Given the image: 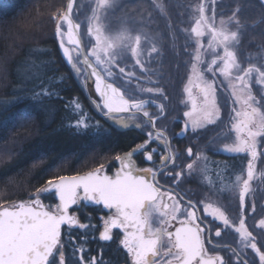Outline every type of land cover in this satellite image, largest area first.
Segmentation results:
<instances>
[{"label": "flooded vegetation", "instance_id": "af4514ba", "mask_svg": "<svg viewBox=\"0 0 264 264\" xmlns=\"http://www.w3.org/2000/svg\"><path fill=\"white\" fill-rule=\"evenodd\" d=\"M170 1L177 4L175 16L168 9V0H116L120 4L119 7H110L109 9L111 18L118 22L133 21L134 29L136 22H138L142 29L134 30L136 31L134 36L138 34L151 37V45L143 54V61L141 62L143 68L136 63L137 57H135L134 64L144 71V75L152 77L153 81L149 83L138 77H131L128 78L127 84L124 85L119 81V77L118 80H114L116 82H112L121 90L127 100L144 102V104L141 109H136L133 106L127 112L106 115V111L103 115L107 116L119 129L135 128L140 131L144 135L141 143L148 140L147 133H151V141L149 148L129 156V153L135 150V146L131 150L116 156L104 168L111 174L119 171L121 167H128L134 173L148 168L156 172L157 182L163 186L161 191L168 194L163 201L158 203L167 204L169 207L167 209L150 210L149 217L153 231L163 228L166 232H174L176 228L181 226L180 222L185 221L188 227L194 229L196 226L199 227L200 231L198 234L203 241L207 256L220 257L222 261L230 260L231 264H241V262L243 264H264V261L260 260V254L264 253V244L261 243L264 240V225L260 223L261 220H264V138H257V156L255 159H253L250 150L244 152L230 150L231 146L239 143L240 139L243 138L242 134L238 133L235 128L237 123L235 113L241 110V102L238 99L240 94L239 86L234 90L230 79L225 78L222 73H217L213 77L212 73L206 71L207 66L211 64V60L215 58L214 52L223 55L222 49L208 47L211 40L209 29H203L205 35L200 41L203 44V47L200 48L202 64H199L198 68L204 72L205 80L214 81V100L215 107L218 110V118L213 117L210 121L200 119L203 95L197 86L198 81H196L192 71V65L196 63L195 48L198 47V44L191 29L196 26L195 20L199 18L197 14L199 6L203 5L206 18L211 17L215 13L217 26H219L221 19H227L228 16L232 15L237 10V7H230L231 0ZM99 2L101 4V0ZM112 2L113 0H109V3ZM86 3L92 5L93 8L91 7L87 12L82 8L80 13L82 16L86 13L87 18H89L97 1L91 0ZM101 17L102 15L99 14V18ZM173 20L177 21L175 30L171 26L168 28V21L172 22ZM168 31H170V34L177 36L178 58L179 53H181L180 62H182L177 66L178 76L176 77V79L182 78L181 85L178 87L179 109L178 114L170 123L167 120L168 93L166 90L174 83L167 81L168 77L166 74L169 71L170 62L167 61L160 42V38L165 36ZM153 48L157 50L159 55L152 52ZM231 50L236 53L237 62L243 68H247L250 65L260 67L261 64H264V48H260L258 51H248V49L239 47L238 43ZM187 53H191V55L189 56ZM69 54L70 50L67 55ZM186 68H188L189 72L184 76ZM212 68L213 72H216L217 65H213ZM89 73L90 78H92L90 85L96 87L95 80L91 72ZM237 75H240V73L233 71V78ZM247 83L249 87L246 92H250L255 101L252 106L264 112V82H262V78L258 73H252L251 79ZM120 85L129 87V92L121 88ZM139 88L145 92L146 96L144 94V96H139L136 93ZM148 89H152V91L149 92ZM189 89H191V92ZM102 104L107 109L104 106V100ZM145 111L152 117L151 122L149 117L144 116ZM187 112H192V117L186 116L185 113ZM194 119L199 121L195 128L192 126V120ZM185 123L188 124V130L183 136L176 135L184 128ZM159 133H162V135H158ZM189 148L192 149L193 153L191 157L187 154V149ZM148 151H153V161L147 160ZM205 153L209 155L213 165L214 181L213 189L201 198L199 197L202 196L201 191L191 190L186 186L184 177L188 175L189 171L191 172L195 169L200 157ZM117 157L120 159L117 160ZM165 157L169 158L167 163L163 162ZM249 161L253 164V176L248 183L247 191H245L243 181L247 179ZM173 164L178 165V167H173ZM188 164H192L193 167L189 169ZM177 173L180 175L175 180H172L173 178L170 176ZM173 203H177L179 207V211L172 213L175 215V219L169 218L167 223H162L163 213L165 211L170 212ZM81 204L86 208H99L103 212V223L97 236L100 244L105 246L109 253L112 251L110 254L113 257L114 247L121 248L126 256L124 264H134L131 253L122 244L123 229L116 228L112 230L113 240L104 241L100 239L104 221L113 215L114 210L104 208L102 205H97L92 201H81L76 206ZM189 204L192 207H189ZM73 209L71 212L77 219ZM213 211H217V214L212 215ZM189 212L195 213L196 219L193 223H187L190 219L187 216ZM219 213H223L228 221L227 225L220 219ZM241 219L244 220L246 230L251 232L252 237L255 238L254 241L242 236L237 230L240 227ZM67 227H77V223ZM217 232H219V235H217ZM161 242L163 245L169 243L166 235L161 237ZM253 242H256L259 251L251 247ZM158 247L165 254L158 257V264H168L171 257L166 255L167 247H161L160 244H158ZM118 259L119 257L113 258L112 264H119Z\"/></svg>", "mask_w": 264, "mask_h": 264}, {"label": "trees", "instance_id": "16d2710c", "mask_svg": "<svg viewBox=\"0 0 264 264\" xmlns=\"http://www.w3.org/2000/svg\"><path fill=\"white\" fill-rule=\"evenodd\" d=\"M168 1V9L175 16L177 4ZM231 1L230 7L242 9L241 19L247 21L239 47L248 51L264 48V7L260 0ZM66 5L67 0H0V206L39 195L47 208H55L58 202L53 192L38 193L49 179L108 165L144 139L137 129H119L103 115L69 66L62 51L63 45L69 46L61 43L54 19ZM79 8L73 18L87 19ZM90 8L86 3L84 11ZM168 23L176 29V20ZM168 32L160 42L170 62L168 82L175 80L166 90L170 123L178 114L182 78L176 79L178 73H174L178 45ZM85 48H89L87 43ZM213 181V165L206 153L184 177L186 186L201 191V198L213 189ZM73 212L77 227H65L61 240L65 264L70 260L75 264L81 248L91 249L89 255L101 264H112L118 257L119 264H124L126 256L121 248L114 247L113 257L97 239L102 210L81 204ZM80 224L88 227L81 228Z\"/></svg>", "mask_w": 264, "mask_h": 264}, {"label": "snow or ice", "instance_id": "6c2138e0", "mask_svg": "<svg viewBox=\"0 0 264 264\" xmlns=\"http://www.w3.org/2000/svg\"><path fill=\"white\" fill-rule=\"evenodd\" d=\"M101 4L106 7H119V3L113 0L111 5L109 0H101ZM260 6L264 7V0H260ZM72 11V5L69 4L66 12L57 13L54 19L57 23V34L61 37L63 43L64 33L60 30V23L66 22L68 25V38L74 44L79 41L73 39V28H78L79 25H74L70 19L69 13ZM204 7L200 5L197 9L199 18L195 20V27L191 29L196 37L198 47L195 48L196 63L192 65L193 76L198 81L197 86L203 95V107L201 109L200 119L212 120L213 117L218 118V110L215 107V88L214 81L205 80V74L198 68L202 64L200 48L203 44L200 43L205 35L203 29H209L211 40L208 47L223 51V55L214 52L215 58L211 60L206 68L208 73H212L213 77L217 73H222L225 78H229L232 82L234 90L239 86L238 99L241 102V110L236 111L235 117L237 123L236 131L242 134L243 138L239 143L231 146L230 150L235 152L251 151L253 159L257 156L256 145L257 138H264V112L259 108L253 107L255 103L250 92H246L249 85L247 81L251 79L252 73H258L264 82V64L260 67L250 65L247 68L241 67L237 62L236 53L231 49L240 42L241 37L245 35V27L247 21H242L241 11L238 8L227 19H221L219 26L215 21V13L211 17H205ZM131 18V17H130ZM138 23V22H137ZM96 45L92 48V56L101 64L113 65L116 59L122 55L116 54L113 50L116 45L109 42L108 38H102L100 30L95 29ZM124 39L130 41L126 44L128 54L137 57L136 63L143 68V64L139 59L141 52V36H133L130 32L124 35ZM64 52L68 53L69 49L64 48ZM152 52L159 53L155 48ZM191 55V53H187ZM69 60L72 59L69 55ZM213 65H217L216 72H213ZM120 72L124 69L120 68ZM233 71L240 73L233 78ZM111 75V72H109ZM96 89L104 98V106L109 113L127 112L131 107L141 109L144 102L129 101L124 98L123 94L118 89L113 88L110 84L102 86L100 75H96ZM111 89V91H109ZM159 90V89H158ZM149 92L152 89H148ZM191 92V89H189ZM186 116L192 117V112L185 113ZM144 116L149 117L151 122L152 117L147 111ZM166 118V117H165ZM198 120H192V126L195 128ZM123 123V121H121ZM188 130V124L185 123L184 128L176 135L183 136ZM158 135H162L159 133ZM148 140L136 145L135 151H141L150 147L151 133H147ZM154 151V150H153ZM153 151H148L147 160L153 161ZM188 156H192V149H187ZM120 158L117 157V160ZM169 158H164V163H167ZM173 167L178 165L173 164ZM192 164H188L191 169ZM251 161L248 163L247 179L243 181L244 189L247 191L248 183L252 180ZM180 174L172 175V180H175ZM163 186L157 182V174L151 168L142 169L135 174L128 167H121L119 171L113 175L105 174L104 166L80 175H60L54 179H49L43 188L38 190V193H46L54 191L58 194L59 203L55 208L49 205L45 210L40 200H34L32 204L26 205L21 203L18 209L4 208L0 211V264H65V255L61 245V226L64 224L72 225L77 223V219L73 215H69V209L73 205L79 204L81 201H92L96 204H102L107 209H113V215L104 221L103 232L100 239L104 241L113 240L111 235L112 230L119 228L124 230L122 244L127 248L128 252L134 260V264H158V257L165 255L161 252L160 247H167V257H171L168 264H231V261H222L220 257L207 256L203 241L199 236V227L195 229L188 227L185 221H181V226L176 228L174 232H166L163 228L156 231L152 230L149 217L150 210L167 209L169 206L164 203H158L164 200L166 192L161 191ZM189 207H192L189 204ZM207 211V209H205ZM179 211L177 203L171 205V211H165L161 219L162 223H167L169 218L175 219V213ZM218 211V210H217ZM217 211H213L212 215H216ZM220 219L227 225L223 213H219ZM190 218L187 223H193L196 219L194 212L187 213ZM261 225H264V220H261ZM79 227L87 228V224H80ZM131 229V230H130ZM242 236L255 240L252 233L248 232L244 225V220H240V227L237 229ZM166 235L169 243L163 245L161 237ZM219 235V232H217ZM85 243L87 241H84ZM264 244V240L261 241ZM253 249H257L256 242L251 243ZM91 249H79L81 253L76 259L75 264H101L95 257L89 255ZM55 253V255H54ZM52 258L51 260L49 258ZM58 257V259H57ZM260 260L264 261V253L260 254ZM72 264V261H69ZM243 264V262H241Z\"/></svg>", "mask_w": 264, "mask_h": 264}, {"label": "rangeland", "instance_id": "374dc122", "mask_svg": "<svg viewBox=\"0 0 264 264\" xmlns=\"http://www.w3.org/2000/svg\"><path fill=\"white\" fill-rule=\"evenodd\" d=\"M89 1H91V0H76L75 4H74V6L77 5L76 10L74 8L75 12H77V8H79V7H80L79 8L80 10L82 8H84V6L86 5V2H89ZM93 1L94 2L97 1V3L95 4L94 9H92L91 14L89 15V18H87L85 20H83V19L82 20L81 19L75 20V22L78 23L80 26L81 38H83L82 36L84 35V42H85V44L87 43L89 45V48L87 50V54L89 55L90 59L93 61V63L96 65V67L103 73V75L107 79V81H109L111 83L114 80H118L119 77H120L119 81L122 82V84H124V85L127 84L128 78H131V77L132 78L138 77L139 79H141V80L143 79L144 81L149 82V83L152 82L153 78L147 77L146 75H144V71L140 70L139 67L136 64H134L136 56L128 54V48L125 47L126 44H130V41L127 39H124L123 38L124 35H127V33L130 32L134 36V34L136 32L134 30L141 28L139 26V24L136 22L137 24H135V29H134L133 21H127V22L126 21H121V22L119 21L118 22V21L111 18L110 10H109L110 7L103 6L102 4H100L99 0H93ZM109 4L111 5V3H109ZM91 7H92V5H91ZM97 13L101 14L102 17L99 18V14H97ZM86 17H87V14L85 15V18ZM66 28H67L66 22L60 23V30L64 33L63 42L69 46L68 47L70 50L69 55H71V57H72V59L69 60V58H68L69 55H65L66 60L69 64V66L73 69L75 75L78 77L80 84L84 87L85 91L90 96L92 103L95 105V107L102 114H104V113H106L107 109H105L103 107L102 96L98 94L95 86L90 85L92 83V81H91L92 78H90V73H89L90 70L88 69V67L85 64L82 63L81 54H80L79 49L74 44H72L68 40V38L66 37ZM95 29L100 30V35L102 36V38L106 37V38H108L109 42H112L116 45L115 49L113 50L116 54L122 55V57H119L116 59L115 64H113V65L101 64L95 60L94 56H92V48L96 45ZM169 35H170L173 42L177 41V36L172 35L170 33H169ZM140 36H141V48H140L141 55H140L139 59L142 62L143 61V54L145 53V50H147L149 48V45H151V40H150L151 37L146 36V35H140ZM60 40H61V37H60ZM175 52H176V56L178 58V50H175ZM180 54L181 53H179V58H178L179 61L176 64V67H175L176 70H174V73L176 71L178 73L177 66L179 65V63H182V62H180ZM120 68H123L124 71L120 72L119 71ZM109 72H111V75H109ZM188 72H189L188 68H186L185 72H184V76ZM158 73H159V70H158ZM167 81H170V79H168ZM172 81H173V79H172ZM114 82H116V81H114ZM120 87L126 91L129 90L128 89L129 87H127V86H123V85L121 86L120 85ZM136 93L139 96L145 95V92L141 88H139L138 91H136ZM3 206H5V207H3ZM1 207H3V208L9 207V204L1 205L0 208Z\"/></svg>", "mask_w": 264, "mask_h": 264}, {"label": "water", "instance_id": "95a60500", "mask_svg": "<svg viewBox=\"0 0 264 264\" xmlns=\"http://www.w3.org/2000/svg\"><path fill=\"white\" fill-rule=\"evenodd\" d=\"M69 4L72 5V11H71V13H69L70 19L72 20V22H73L74 25H77L78 23L75 22V20L73 19V16H72V12H73V8H74L75 0H68V1H67L66 10H67V7H68ZM66 10H65V12H66ZM78 25H79V24H78ZM66 37L68 38V25H67V28H66ZM72 37H73V39L78 40L79 43H78V44H74V43H72L71 40H69V38H68V40H69L72 44H74V45L79 49L80 54H81V60H82V63L85 64V65L88 67V69L90 70V72H91V74H92V77H93L94 80H95V83H97V81H96V75H100V76H101V80H102V86L105 85V84H110V85H112L113 88L118 89L119 92L122 94V92H121V90H120L119 88H117V87H116L114 84H112L111 82L107 81V79L104 77L103 73H102V72L96 67V65L93 63V61H92V60L90 59V57L88 56V54H87V52H86V49H85V46H84V43H83V40H82V38H81V34H80V26H79L78 28H73ZM64 48H67V46H64V45L62 46V51H63V53H64L65 55H67L68 53H65V52H64ZM68 49H69V48H68ZM109 91H111V89H109ZM102 98H103V97H102ZM124 98H125V97H124ZM125 99H126V98H125ZM103 100H104V98H103ZM113 114H114V113H109V112H107L106 115H113ZM138 152H139V151H135V150H133V151H131V152L129 153V156H133V155L137 154ZM104 169H105V174L113 175V174H111V173H108L107 170H106V168H104ZM119 170H120V169H119ZM91 171H93V170H91ZM91 171H88V172H91ZM88 172L81 173L80 175L86 174V173H88ZM133 173H134V172H133ZM134 174H135V173H134ZM76 175H77V174H76ZM50 192H53V193H54L55 199H56L57 202L59 203L58 194L55 193L54 191H50ZM37 199L40 200L41 204L44 205L45 210H47V209H48L47 206L44 204L43 200L41 199V197H40L39 195H36V196H35L34 198H32V199H27V200H25V201H19V202L15 203V204H12L11 206L6 207V208H9V209H18V207H19V205H20L21 203H24V204H26V205H30V204H32V202H33L34 200H37ZM97 205H98V204H97ZM99 205H102V204H99ZM75 206H76V205H73V206L70 207V209H69V215H73L71 211H72V209H73ZM102 206H103V205H102ZM103 207H104V206H103ZM104 208H105V207H104ZM3 209H4V208H1L0 211H2ZM73 216H74V215H73ZM67 226H70V225H68V224H64V225L61 226V240H62V236H63L64 228L67 227ZM54 254H55V253H54ZM49 259L51 260L52 258L50 257Z\"/></svg>", "mask_w": 264, "mask_h": 264}]
</instances>
